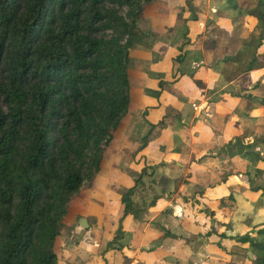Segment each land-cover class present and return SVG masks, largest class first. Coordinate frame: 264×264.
Listing matches in <instances>:
<instances>
[{"label":"trees","instance_id":"1","mask_svg":"<svg viewBox=\"0 0 264 264\" xmlns=\"http://www.w3.org/2000/svg\"><path fill=\"white\" fill-rule=\"evenodd\" d=\"M229 1L257 21L258 34L245 35L247 24L239 16L208 18L203 48L209 65L222 66L220 87L237 75L226 72L227 66L251 51L240 87L223 96L264 107V93L256 92L264 81L249 76L264 68V0ZM172 2L162 4L179 7L173 15L176 24L167 30L181 27L184 44L192 43L190 26L205 19L206 0ZM159 5V0H0V264H71L58 251L62 224L72 215L85 182L107 169V150L119 147L117 133L134 108L130 49L150 44L151 31L140 28L139 21ZM184 57L180 48L174 59ZM181 74L179 70L176 77ZM228 106L238 112L237 104ZM175 118L182 125L178 110L167 107L157 123L146 122L147 132L135 139L142 142L139 150ZM241 145L250 147L230 139L217 155L241 154ZM153 170L144 165L134 184L121 191L122 212L112 222L114 235L105 242V251L120 250L123 222L147 206L136 202L135 194L142 177ZM263 172L255 169L257 175ZM245 174L250 190L264 198V182L254 184L248 170ZM224 206L221 197L219 207ZM198 238L183 240L193 245ZM237 241L251 250L249 264H264V222Z\"/></svg>","mask_w":264,"mask_h":264},{"label":"crops","instance_id":"2","mask_svg":"<svg viewBox=\"0 0 264 264\" xmlns=\"http://www.w3.org/2000/svg\"><path fill=\"white\" fill-rule=\"evenodd\" d=\"M178 8L151 7L139 22L140 28L151 31L152 36L149 45L130 49L134 108L123 118L122 131L117 133L119 147L106 152L107 169L94 177V187L78 196L86 207L83 212L87 211H72L80 216L78 225H72L70 231L75 235L83 228L79 243L68 244L62 239L65 223L60 231L58 251L71 264H237L238 257L249 264L247 258H252L237 237L252 233L264 222V198L249 188L245 174L249 160L239 154L228 158L217 153L238 134L235 122L243 126L264 123V107L254 106L249 100L234 102L227 93L223 96V92L238 90L240 84L236 77L217 86L222 66L209 65V55L203 48L209 12L203 21L190 26L192 43L184 44L181 27L167 30L176 24L173 15ZM180 48L185 57L175 61ZM179 70L182 74L177 78ZM198 70L204 71L198 96L186 89L172 91V86L182 78L193 79ZM230 103L239 106L237 113L229 111ZM167 107L178 110L182 125L175 118L139 150L142 142L135 139L147 132L145 123H157ZM251 136L244 135L247 139ZM144 165L154 170L142 177L135 200L147 206L123 222L120 250L107 252L104 244L114 235L112 222L122 212L121 188L132 186ZM254 169L264 167L259 164ZM221 197L226 202L222 208ZM207 230L214 232L202 236ZM218 233L224 235L222 239ZM195 237L199 238L193 245L183 240Z\"/></svg>","mask_w":264,"mask_h":264},{"label":"rangeland","instance_id":"3","mask_svg":"<svg viewBox=\"0 0 264 264\" xmlns=\"http://www.w3.org/2000/svg\"><path fill=\"white\" fill-rule=\"evenodd\" d=\"M170 2H172V0H164L161 1L159 0V3L161 5L157 6V7H162V4L165 3L169 4ZM177 2V1H175ZM173 3V2H172ZM252 5V4H251ZM253 6V5H252ZM251 6V7H252ZM206 12H209V16L211 19H217L219 16L221 17H225L228 19H234L236 17H238L241 20V23L243 24L244 22H246L247 26L245 28L246 33L245 35H247V33L251 36L254 35L256 36L259 32V30L256 27L257 21L252 18L249 17L246 13L245 10H241L239 8V6H237V4L235 3V1H229V0H206ZM205 12V14H206ZM140 22V21H139ZM244 35V33L242 34ZM251 51H244L241 58L239 59V61L237 62H233L231 64H229L226 68V72H229L230 70H232V73H237V75L235 77L237 78H243L245 77V73L247 72H242L244 70V65L247 63V61L250 59ZM245 71V70H244ZM203 73L204 71L198 70L194 76L193 79H189V78H182V80H180L177 84H175L174 86L171 87L172 91L174 92H179L180 90H184L186 89V91H191L192 95L194 97L198 96L201 89L200 86L201 83H203ZM261 73H264V68L260 69V71L256 70V71H252L250 73V78L252 77V79L256 80L258 78H260L262 81H264V74L260 75ZM241 75V76H240ZM234 77V79H235ZM249 80V79H248ZM176 89V90H175ZM257 94H263L264 93V86L260 85L259 88L256 90ZM234 128L238 129V134L233 136L234 138L231 140H236V138H239L244 144L250 145V147H240L241 149L243 148V152L241 154H239L240 157L246 158L247 160H249V174H250V178L253 179L254 184H262L264 182V172L260 175L255 174V166H259L260 167H264V163H261L259 161V157H264V143L260 142V136L264 135V123L262 124H258V123H252L249 125H244L241 122H235L234 123ZM240 125V126H239ZM241 128V130H239ZM248 134H252L251 138H245L244 135H248ZM252 141H254V144L252 143ZM251 143V144H248ZM236 144V143H234ZM264 162V161H263ZM246 180V177L241 176L240 179L242 180ZM248 179V177H247ZM94 180V178H93ZM92 180V181H93ZM85 182L83 188H82V194H84V191L88 188H91L93 186V182ZM94 187V186H93ZM126 188H121L122 190H125ZM145 189V186L143 188V190ZM120 190V189H119ZM142 190V191H143ZM80 192V195H82ZM143 193V192H142ZM79 196V195H78ZM74 200L73 204H72V210L74 211L75 209H78V211H82L80 212L81 214H83L86 210L83 209V205L84 203L81 201V196L78 197ZM97 198V196H95ZM87 198H91V197H87ZM97 207L100 208L101 204L97 201L96 202ZM91 205V204H90ZM78 212V213H79ZM78 218L75 219L74 215L72 214L70 217H68V219L65 221V229L64 232L61 234L62 239L67 242L68 244H78V236L81 234V232L83 231V228H81L77 234L73 235L72 232L70 231L71 229L74 228V224L78 225ZM71 228V229H70ZM90 241V240H89ZM92 242V241H91ZM93 243V242H92ZM249 255L251 257H254L251 250L248 251ZM245 259L243 257H238L237 258V264H244Z\"/></svg>","mask_w":264,"mask_h":264},{"label":"water","instance_id":"4","mask_svg":"<svg viewBox=\"0 0 264 264\" xmlns=\"http://www.w3.org/2000/svg\"><path fill=\"white\" fill-rule=\"evenodd\" d=\"M211 215H213V211L210 212ZM214 217L211 219V223H213Z\"/></svg>","mask_w":264,"mask_h":264}]
</instances>
